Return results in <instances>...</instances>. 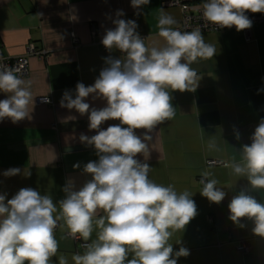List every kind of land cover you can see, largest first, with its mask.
Here are the masks:
<instances>
[{
    "label": "crops",
    "instance_id": "0c3cea01",
    "mask_svg": "<svg viewBox=\"0 0 264 264\" xmlns=\"http://www.w3.org/2000/svg\"><path fill=\"white\" fill-rule=\"evenodd\" d=\"M183 1L193 5L207 0ZM161 2L150 0L138 11L131 0H0L2 54L20 56L30 45L39 53L29 56V74L22 77L32 81V118L17 123L8 118L0 121V194L7 192L6 199L20 188L31 187L52 197L59 213L58 201L65 196L62 189L66 182L74 181L78 190L92 178L84 166L98 157L94 146L81 142L80 135L90 137L96 130L88 128V114L61 107L60 100L65 90L75 97L77 82L92 85L105 66L104 57L123 58L119 50L109 53L101 43L105 30L115 27L112 20L118 9L125 13L120 18L137 22V32L147 46L163 47L165 41L157 28L161 12L178 22L181 11L178 6H163ZM73 14L76 20L70 19ZM202 34L217 52L211 59L191 64L201 77L195 92L170 90L176 115L150 134L146 161L151 167L149 178L164 186L173 185L177 192L187 190L197 205V215L169 241L174 251L181 246L190 251L187 257H179L177 264H264V237L253 232L254 222L242 218L245 226L239 227L229 218L228 204L248 184L247 179L225 167L233 159L240 161V148L251 143L255 127L264 118V92L257 94V89L264 87V22L251 27L249 42L237 30ZM46 94L50 103L41 102ZM4 98L0 93V99ZM86 102L98 109L106 105V101L93 100L91 95ZM119 123L110 119L101 128ZM234 129L240 133L239 140ZM144 131L136 130L138 135ZM209 141H215L214 149L207 147ZM137 158L145 161L142 155ZM211 159L221 163L207 165L206 160ZM77 164L79 167H74ZM13 167L21 168V174L5 177L3 172ZM23 171L31 175L25 177ZM203 171H210L211 178L226 192L219 204L200 194ZM250 192L264 203V189ZM97 231L94 229L92 240L97 238ZM66 232L61 222L55 231L59 250L51 264H59L60 257L67 264H75L73 256L85 251L78 249ZM244 238L250 240L249 250L236 251L235 245ZM178 240L181 243L177 244Z\"/></svg>",
    "mask_w": 264,
    "mask_h": 264
},
{
    "label": "clouds",
    "instance_id": "9594fccd",
    "mask_svg": "<svg viewBox=\"0 0 264 264\" xmlns=\"http://www.w3.org/2000/svg\"><path fill=\"white\" fill-rule=\"evenodd\" d=\"M149 3L131 0L138 11ZM248 11L264 13V0H207L203 4L205 21L219 28L234 25L237 31L252 27ZM124 15L122 9L116 11L112 20L115 27L106 29L101 41L109 53L119 50L123 58L104 57L105 66L92 85L77 82L75 97L65 90L60 100L61 107L88 114V128L96 130L90 137L80 135L81 142L94 146L98 157L84 166L92 178L78 190L74 181L66 182L62 189L65 196L58 201L59 213L52 197L31 187L20 188L10 199H6L7 192L0 194V264H51L59 250L55 231L61 222L73 239L84 242L83 254L73 256L75 264H177L179 257L190 255L183 246L174 251L169 241L197 215L193 194L187 190L177 192L173 185L164 186L149 178L148 142L158 125L175 118L170 90L195 92L201 77L191 64L211 59L217 51L205 42L201 28H173L176 19L163 12L157 28L165 44L149 47L137 32V22L120 18ZM70 19L77 17L73 14ZM20 71L0 58V93L5 94L0 99V121L8 118L17 123L32 118V81L23 79ZM260 92L264 87L257 89V94ZM90 95L93 100L106 101V105L90 107L86 102ZM41 102L51 101L46 94ZM110 119L120 123L102 129L101 125ZM137 129L145 131L138 135ZM235 138L240 139L238 131ZM250 140L240 148L239 162L233 159L225 164L248 182L231 198L229 218L239 227L245 226L242 218L252 220L253 232L264 237V203L250 192L264 189V118ZM207 147L214 149L215 141H209ZM21 172V168L13 167L3 175L11 177ZM23 175L28 177L31 172L23 171ZM211 177L210 171L201 173L200 194L219 204L226 192ZM94 229H98L97 238L92 240ZM59 264H67V260L60 257Z\"/></svg>",
    "mask_w": 264,
    "mask_h": 264
},
{
    "label": "built area",
    "instance_id": "2783aa9c",
    "mask_svg": "<svg viewBox=\"0 0 264 264\" xmlns=\"http://www.w3.org/2000/svg\"><path fill=\"white\" fill-rule=\"evenodd\" d=\"M206 2L207 1H199L196 4L191 5L189 3L184 2L183 0H162L161 4L163 6H178L180 8L181 16L175 28L181 31H191L198 27L202 29V33L218 32L223 30H236L234 25L231 28H227V27L219 28L218 26L205 21L203 18V4ZM246 15L249 17L250 20H252L253 22L252 26L264 22V13H260V12L253 13L251 11H248L246 12ZM204 25H207V27H204ZM241 32L244 35L246 42H249L251 40V28L241 30ZM73 39H74V35H73ZM31 54L33 55L39 54L37 51H35L32 45L29 46L27 52H25L20 56H14V57L4 56L0 50V58H2V61L11 67L19 68L21 70L20 74L22 77H25L29 74L28 60ZM219 163L221 162L215 159L206 160L207 165L219 164ZM65 234L72 238V236L68 232H66ZM73 240L76 243L78 249H84L82 247V244L84 242L81 239L77 238ZM249 241L250 240L248 238L239 240L235 245L236 251L247 252L250 248Z\"/></svg>",
    "mask_w": 264,
    "mask_h": 264
}]
</instances>
